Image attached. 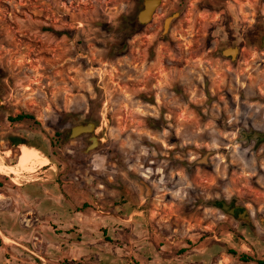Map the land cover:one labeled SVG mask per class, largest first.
Masks as SVG:
<instances>
[{"label":"rangeland","instance_id":"374dc122","mask_svg":"<svg viewBox=\"0 0 264 264\" xmlns=\"http://www.w3.org/2000/svg\"><path fill=\"white\" fill-rule=\"evenodd\" d=\"M179 1L160 0L133 38L128 24L140 8L130 0H70L72 28L58 32L34 20V0H0V192L33 179L101 230L112 215L141 213L133 219L162 236L169 258L188 263L215 237L229 264H264V147L252 153L237 140L264 114V101H245L264 97V47L242 50L232 65L217 52L228 17L249 35L263 33L264 0H183L178 9ZM223 1L231 5L215 13L199 5ZM17 116L27 118L9 122ZM82 122L98 139L87 154L84 137L65 138ZM17 139L23 144L9 143ZM20 146L48 167L21 169ZM214 201L241 206L248 223ZM0 229L14 233L3 218Z\"/></svg>","mask_w":264,"mask_h":264},{"label":"crops","instance_id":"0c3cea01","mask_svg":"<svg viewBox=\"0 0 264 264\" xmlns=\"http://www.w3.org/2000/svg\"><path fill=\"white\" fill-rule=\"evenodd\" d=\"M34 4L38 18L34 20L53 26L52 32L60 31L59 24L72 28L68 12L72 10L70 0H34ZM45 10L50 11V15L43 14ZM51 10H63L67 19ZM41 36L44 35L41 33ZM19 152L28 160L21 169L40 171L48 167L46 162L49 160L40 158L37 152H31L29 148L27 151L24 146ZM31 163L34 167H30ZM32 181L14 185L12 194L0 192V222L3 218L14 231L7 235L0 229V264H29V256L37 257L42 253L50 259L47 264H229V257L217 244L222 238L214 237L215 243L195 250L191 261L184 263L183 256L173 254L168 257L166 244L159 241L162 236L154 239L158 235L151 225L133 219L141 213H131L124 218L119 214L112 215L102 221L107 226L101 230L91 226L86 213L59 208L64 202L62 197L46 192L44 184ZM117 210L123 211L124 206ZM106 234L111 236L109 241H105ZM223 237L224 242L227 241V237ZM41 264L45 263L42 261Z\"/></svg>","mask_w":264,"mask_h":264},{"label":"flooded vegetation","instance_id":"af4514ba","mask_svg":"<svg viewBox=\"0 0 264 264\" xmlns=\"http://www.w3.org/2000/svg\"><path fill=\"white\" fill-rule=\"evenodd\" d=\"M142 1L143 0H130V3H131V6L133 8L139 7L141 9ZM182 4H183V0H180L179 2H177L176 6L178 7V9ZM240 4L243 6L247 5L246 3H240ZM199 5H201L202 8H205V9H213L212 12L215 13V11H219L220 9H223L225 11L226 9H228V6H230L231 3H229L228 1H223L222 3H219V5H217V8H213V6H215L216 4L214 5V3H211V2H209V3L202 2L201 4L199 3ZM136 14H134V16L131 19L132 33H133L131 35V37H133V38H135L138 35L136 33V31L138 29H142L143 26H145V25H139L137 23ZM220 14L222 15L223 13H220ZM179 16H180V12H177L176 18H174L170 22V24L174 20H177L179 18ZM228 16H229V14H228ZM219 18L222 19L221 17H219ZM228 18H229L228 21L223 22L227 25L226 31L223 33V36H224L223 41H222L223 46L220 49H218L217 52L221 58H223L230 65H232L236 61V59L239 57L240 52H242V50L250 49V51L257 53L259 50L263 49V47H264V31L261 35H259V34L249 35L247 33L246 29H242L239 27H233L231 18L230 17H228ZM226 48H229L230 50H235L234 56L232 58H231V56H225L224 57L221 55V51L223 49H226ZM260 93L264 96V91H261ZM245 101H264V97L253 98V99L245 100ZM260 107L264 108V104H261ZM87 123L92 124L94 127V124L91 122H85V123L82 122V123H78L76 125H83V124H87ZM69 129H68V132H69ZM68 132H67V134H68ZM57 137H59V136H57ZM81 137H84V142L86 141L85 146H84V149H85L86 146L89 144L87 142L88 135H81V136L77 137L76 139H79ZM65 138H67V135L65 136ZM237 138H238L237 139L238 143H241L246 149H249L252 153H255L259 148L264 147V114H262L260 116V118H254L253 120L246 122L244 126H241L239 131H238V137ZM97 141H98V139H97ZM70 142L71 141H68V143H70ZM62 143H65V142H62ZM17 144H22V142L18 141ZM17 144H15V146ZM209 205H210V207H213L215 209H218L220 212L225 213L230 219H236V220L248 223V219H247L246 214L244 213V210L242 209V207L238 206L237 204H235L233 202L220 203V202L214 201V202L209 203ZM223 207L225 208V210H222ZM229 212H231L230 215H228Z\"/></svg>","mask_w":264,"mask_h":264},{"label":"water","instance_id":"95a60500","mask_svg":"<svg viewBox=\"0 0 264 264\" xmlns=\"http://www.w3.org/2000/svg\"><path fill=\"white\" fill-rule=\"evenodd\" d=\"M160 0H143L141 9L136 14V21L139 25H146L149 21L151 16L153 15L154 11L159 5ZM176 14H172L169 17H166L161 24V34H165L168 30L170 22L176 18ZM235 50H230L229 48L223 49L221 51L222 56H231V58L234 56ZM1 105V102H0ZM94 127L92 124L87 123L83 125H75L72 126L69 129V132L67 134V141H72L76 139L77 137L81 135H88L87 142L89 143L84 151L83 154H87L89 151H92L97 145L98 141L93 135ZM145 190H147L145 188ZM222 210H225L223 207ZM231 212L228 213L230 215Z\"/></svg>","mask_w":264,"mask_h":264},{"label":"trees","instance_id":"16d2710c","mask_svg":"<svg viewBox=\"0 0 264 264\" xmlns=\"http://www.w3.org/2000/svg\"><path fill=\"white\" fill-rule=\"evenodd\" d=\"M129 28L131 29V31H132V22H130L129 24ZM27 117H25V116H17V117H15L14 119H9V122H12V123H16V122H19V121H21L22 119H26ZM18 141H21V140H12V141H10L9 143H11V145H15V144H17L18 143ZM22 142V141H21ZM23 144V143H22ZM23 148V146H20L19 147V149L21 150ZM0 186H1V184H0ZM228 254H230V255H234V253L233 252H229ZM247 260V261H246ZM241 262H244V263H246V262H251V261H248V259H246V258H244V257H241Z\"/></svg>","mask_w":264,"mask_h":264}]
</instances>
